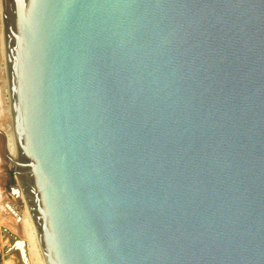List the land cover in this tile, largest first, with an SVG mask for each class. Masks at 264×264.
Masks as SVG:
<instances>
[{
	"label": "water",
	"instance_id": "obj_1",
	"mask_svg": "<svg viewBox=\"0 0 264 264\" xmlns=\"http://www.w3.org/2000/svg\"><path fill=\"white\" fill-rule=\"evenodd\" d=\"M2 5L46 264H264V0Z\"/></svg>",
	"mask_w": 264,
	"mask_h": 264
},
{
	"label": "rangeland",
	"instance_id": "obj_2",
	"mask_svg": "<svg viewBox=\"0 0 264 264\" xmlns=\"http://www.w3.org/2000/svg\"><path fill=\"white\" fill-rule=\"evenodd\" d=\"M1 10H2V7H1V0H0V96H1L0 97V107H1L0 108V119L2 118L0 122L5 120L4 116H6L7 109L9 107V95H8V90L6 86V81H7L6 64H5V58H3L2 56V49H3V55H4V43L1 48V37L3 36L2 11ZM2 111L4 113H1ZM1 124L2 123H0V125ZM3 129H6V128H3ZM2 131L3 130H1L0 128V132ZM3 166H4L3 169L5 170V173H6L5 175L6 177L3 183H1L2 181L0 179V196H2V192L4 190V193L7 194L8 199L12 200L16 205H18L19 200H17L16 197L10 192V185L15 183L14 179L12 178L13 174L11 173V170H10L11 168H9L8 164L7 166L5 165ZM10 174H11V177L9 176ZM1 205H2V202H1V197H0V264H37L38 261L34 258L32 259L31 257L32 256V246H31V243L28 237L23 233L22 230L21 232L17 230L16 228L17 226L16 227L14 226L15 222H13V225L11 228L8 226L9 224L7 220H4L6 219V217L3 216L4 213H3V209ZM6 224L8 225L6 226ZM13 226L15 227V229ZM19 248H21L22 251L24 252V259L26 258V262H24L25 260H22V258H19L18 253H17V251L20 250Z\"/></svg>",
	"mask_w": 264,
	"mask_h": 264
},
{
	"label": "bare ground",
	"instance_id": "obj_3",
	"mask_svg": "<svg viewBox=\"0 0 264 264\" xmlns=\"http://www.w3.org/2000/svg\"><path fill=\"white\" fill-rule=\"evenodd\" d=\"M1 7H2V10H1L2 11V17H3L2 0H1ZM2 24H3V18H2ZM1 36H2V34H1ZM3 43H4V41H3V36H2L1 37V48L3 46ZM2 56H3V58H5V52L3 55V49H2ZM5 64H6V62H5ZM6 86H7V81H6ZM7 90H8V87H7ZM1 113H4V112L2 111ZM4 117H5V120L0 122V123H2L0 125V128H1V130L4 131V132L2 131L3 133L0 132V133H2V135L0 134V139L2 140V142H1V140H0V142L3 145V141L5 139L8 154L12 158H17L18 157V151L16 148V141H15L14 132H13V123H12V117H11V111H10V100H9V107L7 109L6 116H4ZM3 128H6V129H3ZM1 143H0V148H1L0 152L2 154L0 153V175H1L0 179L2 181L1 183H3V181L5 180V177H6L5 176L6 173H5V170L3 169L4 168L3 165L7 166V164H8L9 168H14V167L12 166V163L8 162L7 158L4 156L3 146L1 145ZM2 155H3V157H2ZM0 197H1V202H2L1 206L3 209V213H4L3 216L6 217V219H4V220H7L8 224H9V225L6 224V226L8 225L11 228L13 225V222H15L14 226L15 227L17 226L16 227L17 230L20 232L22 230L23 233L28 237V239L31 243V246H32V256L31 257H32V259L33 258L36 259L38 261L37 264H46L45 260L42 256V252H41V248L39 245L38 236H37V232H36V229L34 227V224L31 220L29 213L27 211L23 210V208H22V204L24 203L23 194L20 193V199L18 201L19 206L16 205L12 200L8 199V196H7V194L4 193V190L2 192V196H0ZM4 224H5V222H4ZM15 227H14V229H15ZM19 249L20 250L17 251L19 258H22V260H25L24 262H26V258L24 259V252L22 251L21 248H19Z\"/></svg>",
	"mask_w": 264,
	"mask_h": 264
}]
</instances>
